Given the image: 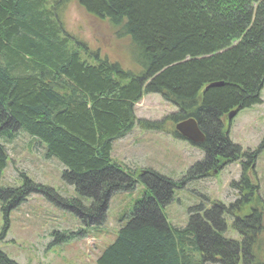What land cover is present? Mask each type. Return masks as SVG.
Returning <instances> with one entry per match:
<instances>
[{"label": "trees", "instance_id": "16d2710c", "mask_svg": "<svg viewBox=\"0 0 264 264\" xmlns=\"http://www.w3.org/2000/svg\"><path fill=\"white\" fill-rule=\"evenodd\" d=\"M66 1L0 0V176L7 163L3 142L21 131L64 166L60 178L76 194L62 197L21 174L19 187L0 186L5 224L31 193L85 225L99 224L111 195L135 183L110 154L112 142L131 130L143 93L160 94L176 106L171 122L192 117L204 134L205 157L188 174L203 176L220 160L236 159L239 148L221 119L261 102L264 0H76L128 37L137 73L64 31L59 10ZM254 155L244 154L242 173L231 183L239 192L233 202L190 206L183 226L168 222L163 210L180 183L150 170L139 176L141 197L95 263L263 264L254 237L264 223V201L245 172ZM228 229L240 240L225 236ZM0 264L18 263L0 249Z\"/></svg>", "mask_w": 264, "mask_h": 264}, {"label": "rangeland", "instance_id": "374dc122", "mask_svg": "<svg viewBox=\"0 0 264 264\" xmlns=\"http://www.w3.org/2000/svg\"><path fill=\"white\" fill-rule=\"evenodd\" d=\"M61 7L59 16L66 33L82 40L101 57L118 62L133 73L139 71L132 59L128 37L108 20L87 14L76 0H67ZM260 98L257 105L241 109L228 128L227 121L223 120L222 125L229 141L238 145L242 152L259 150L252 159L251 169L245 172L257 188L255 194L264 201V85ZM175 107L155 93H143L135 102L134 124L127 134L112 142L110 156L138 182L133 184L132 190L111 195L99 224L85 225L70 210L57 206L43 195L31 193L7 213L6 224L0 210V233L3 232L0 249L18 264H96L101 249L114 239L123 224L125 217L122 216L141 197L144 185L138 174L144 170L172 180L180 179L177 182L180 185L172 189L169 201L163 207L167 221L175 226H183L188 218V207H197L200 201L206 208L212 202L224 206L232 203L239 195L231 183L237 181L242 172L240 162H228L221 168L216 166L215 173L209 169L199 177L196 172L185 174L190 166L202 160L203 150L173 134L174 123H171L170 115L175 112ZM3 144L7 163L1 172L0 186L19 187L22 174L50 187L62 197L76 196L73 187L60 179L64 166L55 158H46L43 146L34 138L19 131ZM246 210L247 207L243 209ZM229 219L226 220L228 226ZM79 230L82 233L76 234ZM228 231L225 236L240 240L235 231ZM254 245L257 260L264 264V223L254 237Z\"/></svg>", "mask_w": 264, "mask_h": 264}, {"label": "water", "instance_id": "95a60500", "mask_svg": "<svg viewBox=\"0 0 264 264\" xmlns=\"http://www.w3.org/2000/svg\"><path fill=\"white\" fill-rule=\"evenodd\" d=\"M218 82L211 83L207 86L217 85ZM238 108L233 109L228 112L227 118L230 120L237 112ZM176 131L182 136L183 138L187 139L188 141L197 144L204 140L203 133L199 130L196 121L193 118H188L184 121H180L175 125Z\"/></svg>", "mask_w": 264, "mask_h": 264}]
</instances>
